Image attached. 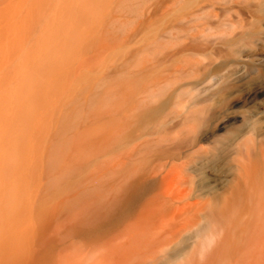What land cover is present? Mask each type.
<instances>
[{
  "label": "bare ground",
  "instance_id": "6f19581e",
  "mask_svg": "<svg viewBox=\"0 0 264 264\" xmlns=\"http://www.w3.org/2000/svg\"><path fill=\"white\" fill-rule=\"evenodd\" d=\"M51 1L36 0L34 7L23 4L21 10H41L42 16L53 10ZM231 4H244L252 9L246 10L251 13H248L250 17L246 18L240 10L225 8ZM169 5L173 10L163 7L153 12L159 23L155 26L158 32L154 30L156 35H152L155 36L151 35L154 31L147 32L151 37L145 39L151 42L145 45L174 46L176 51L172 56L175 58L173 63L170 61L172 68L168 70L176 77L188 72L192 77L155 95L162 101L159 118L153 126L149 125L151 129L135 136L133 141L138 144L125 155L121 177L119 175L120 178L110 183L111 191L97 200L92 198L93 202L86 199L91 205L87 203L90 207L86 215L82 213L83 217L77 221L75 217L70 223L63 209L51 212L38 208L34 212L42 216V224L28 225L21 236L24 246L14 247L8 236L16 233L4 225L10 217L13 220L14 215H9L8 211L3 213L5 201L2 197L5 200V196L0 191V206H3L0 211V264H60L66 249L61 238L65 236L104 246L120 237L140 236L149 258L139 264H212L220 261V256H225L226 262L231 264H264V16H252L264 14V0H170ZM60 10L79 8L64 4ZM147 13L148 19L144 16L149 22L151 17ZM26 18H19L30 23L22 44L15 53L1 60L0 94L6 91L7 80L10 90L29 87L28 84L17 85L20 77L17 73L23 76L37 69L38 49L34 47L39 39L44 41L47 34L33 42L34 30L42 17L32 21ZM51 37L53 39V35ZM42 51L48 52V48L43 46ZM18 57L23 58L18 61L20 64L16 63ZM235 86L239 87L243 99L238 102L239 107L223 112L220 120L223 132L214 133L207 140L197 139L195 136L202 126L217 115L220 99ZM31 89L40 93L35 102L39 106L36 117L43 120L44 97L36 85ZM9 98L0 95V173L3 171L8 177L27 173V169L18 167V160L26 162L27 157L18 159L11 155L13 152L9 148L27 151L25 138H38L46 125L27 117L25 128L17 126L15 117L22 114L16 110L13 98ZM151 106L152 102L136 101L130 108L137 112L132 119L143 120ZM85 123H80L77 130L73 128L75 132L71 134H82ZM146 124H149L147 120ZM90 132L87 136L93 138ZM74 136H70L72 140L79 139ZM182 139L188 140L185 144L182 141L181 151L169 153L162 149ZM38 142L44 143L39 139ZM40 146L39 151H44L43 145ZM35 160L39 162L35 161L38 168L34 167L38 170L41 160L39 157ZM3 181L0 178V189L5 184ZM87 194L88 191L85 194L88 197ZM30 210L27 211L31 214ZM19 217L15 219L24 218ZM58 219L62 223L57 228ZM170 256L172 262L168 261ZM163 257L167 261L162 262Z\"/></svg>",
  "mask_w": 264,
  "mask_h": 264
},
{
  "label": "rangeland",
  "instance_id": "374dc122",
  "mask_svg": "<svg viewBox=\"0 0 264 264\" xmlns=\"http://www.w3.org/2000/svg\"><path fill=\"white\" fill-rule=\"evenodd\" d=\"M169 2L170 0H52L50 5L53 4V10L41 16V10H21L23 4L34 7L36 0H0V63L4 57L7 59L18 50L23 36L28 29L30 30V23L26 20L20 21V17H27L29 21L42 17L39 27L34 30L33 42L40 35L47 34V38L45 37L44 41L39 39L37 46L34 47L38 49L35 56L37 69L23 76L17 73V77L20 76L17 85L28 84L29 87L20 91L10 90L7 80V89L0 94L15 101L16 110L22 115L16 116L14 122L20 128H25L29 118L46 124L38 138H25L27 151L12 146L9 148L14 157L18 159H21L19 158L21 156L24 159L27 157L26 162L22 161L24 164L17 159L20 161L18 167L27 169V173L19 175L14 173L9 177L3 171L0 173V178H3L5 183L0 189L5 196V200L3 195L1 196L5 205L0 206V209L3 207L5 209L2 208L3 213L8 211L9 215L10 213L14 215H11L13 220L10 217L11 221L2 222L16 233L14 236H8L14 247L24 246L25 242L21 236L28 225L42 224V216L34 212L38 208L51 212L57 208L63 209L66 216L69 215L71 223L75 217L76 221L83 217L82 213L86 215L92 198L95 197L97 200L108 194L111 191L110 183L121 177L120 172L123 169L121 164L125 166V155L138 144L133 141L136 139L135 136L139 137L141 133L151 129L150 126L159 118L162 101L155 95L160 91L170 90L179 83L187 82V77L188 81L192 77L189 72L176 77L168 70L172 68L170 64L175 58L174 46L156 43L145 45L151 42L145 39L149 35L147 32L154 30L158 32L155 26L159 23H156L153 12L163 10V7L165 10H173ZM64 4H70L79 10L62 11L60 6ZM225 8L237 12L240 10L246 18L252 10L244 4H231ZM77 12L79 14H76ZM147 12L151 17L149 22L145 19L146 17L148 19ZM253 15L264 16L263 13ZM153 33L155 34V31L151 35ZM51 35L53 39L49 38ZM43 46L48 48V52H40ZM18 58L16 63L20 64L18 61L23 58ZM1 76L3 75L0 71V78ZM35 85L45 100L46 113L43 120L36 117L39 106L35 102L40 93L38 95L37 91L31 89ZM53 91L56 95L52 93ZM150 94L154 97H147ZM242 99L239 87L229 89L220 99L216 108L217 115L208 119L195 137L207 140L214 133H222L220 120L223 112L239 107L237 104ZM140 100L152 102L150 107L152 111L148 110L144 115L147 119L143 117L144 119L140 121L133 120L132 116L137 112L130 108ZM134 118H137V115ZM146 120L149 124H146ZM80 123H85L86 129L82 134L78 133L79 136L76 132L74 135L79 139L72 140L74 135L71 133L81 126ZM87 128L95 133L92 135L90 132L91 136L96 138L87 136L89 133ZM38 139L44 143L40 144ZM187 140L176 141L163 146L162 149L169 153L179 152ZM38 143L43 145V153L39 151L41 146ZM38 157L41 166L39 164V169L36 170L38 167L35 159ZM67 187L71 188L66 189ZM92 190L93 193L90 194ZM17 191L21 193L18 194ZM87 191L88 197L85 195ZM89 198L91 201L88 202ZM19 202L22 204L19 205ZM3 203L1 200V205ZM21 215L24 218H21ZM14 217L21 219L17 220ZM61 223V219H58L55 226L61 227ZM120 238L111 242L109 246H104L87 244L65 236L61 238L66 249L60 264H139L148 260L149 253L143 247L140 236ZM172 257H168V261H171ZM219 260L213 261L212 264H231L226 262L228 259L225 256H220ZM165 261L167 259L163 257L162 262Z\"/></svg>",
  "mask_w": 264,
  "mask_h": 264
}]
</instances>
